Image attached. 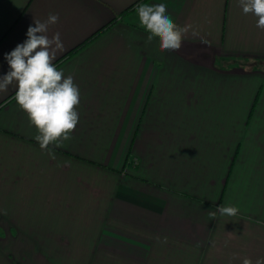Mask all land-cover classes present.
<instances>
[{
	"label": "crops",
	"instance_id": "crops-1",
	"mask_svg": "<svg viewBox=\"0 0 264 264\" xmlns=\"http://www.w3.org/2000/svg\"><path fill=\"white\" fill-rule=\"evenodd\" d=\"M135 1L0 0V76L34 20L55 14L53 63L80 90L72 138L48 150L16 86L0 92V264L264 259V30L239 0L120 14ZM161 3L191 26L178 51L139 22V5ZM220 206L239 213L210 219Z\"/></svg>",
	"mask_w": 264,
	"mask_h": 264
},
{
	"label": "clouds",
	"instance_id": "clouds-1",
	"mask_svg": "<svg viewBox=\"0 0 264 264\" xmlns=\"http://www.w3.org/2000/svg\"><path fill=\"white\" fill-rule=\"evenodd\" d=\"M244 14L257 17L256 26L264 30V0H239ZM139 22L150 33L147 41L159 39L161 51H178L191 26H178L167 14L165 4H141L136 9ZM58 15L49 14L46 21L34 20L35 26H29L27 39L14 50L5 54L9 71L0 76V92L16 86L15 100L24 111L30 124L37 130L35 136L42 150L50 145L63 147L64 141L70 140L71 133L79 122L76 110L80 104V90L71 75L65 77L58 70L54 61L58 52L63 50L60 34L51 38L47 35L49 25L58 22ZM193 36L198 35L192 32ZM55 159V153L49 152ZM221 216L235 217L239 209L235 206H220L209 211L210 219ZM166 242V238H165ZM242 264H253L244 258ZM255 264H264V259H257Z\"/></svg>",
	"mask_w": 264,
	"mask_h": 264
},
{
	"label": "trees",
	"instance_id": "trees-1",
	"mask_svg": "<svg viewBox=\"0 0 264 264\" xmlns=\"http://www.w3.org/2000/svg\"><path fill=\"white\" fill-rule=\"evenodd\" d=\"M143 0H136L134 3H132L130 6H128L127 8H125L120 14L123 15L125 13H127L130 9H132L135 5H137V3H140ZM113 20H111L110 22H112ZM108 22V24L110 23ZM104 26H101V28L97 29L92 35H94L95 33L99 32ZM91 35V36H92ZM80 45V44H78ZM78 45H76L78 47ZM76 46L72 49H70L67 54H69L70 52H72L74 49H76Z\"/></svg>",
	"mask_w": 264,
	"mask_h": 264
},
{
	"label": "rangeland",
	"instance_id": "rangeland-1",
	"mask_svg": "<svg viewBox=\"0 0 264 264\" xmlns=\"http://www.w3.org/2000/svg\"><path fill=\"white\" fill-rule=\"evenodd\" d=\"M63 255V252H60V256H62Z\"/></svg>",
	"mask_w": 264,
	"mask_h": 264
}]
</instances>
